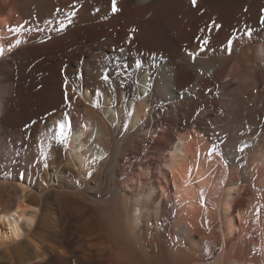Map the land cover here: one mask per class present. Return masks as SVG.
Segmentation results:
<instances>
[{
    "label": "bare ground",
    "instance_id": "bare-ground-1",
    "mask_svg": "<svg viewBox=\"0 0 264 264\" xmlns=\"http://www.w3.org/2000/svg\"><path fill=\"white\" fill-rule=\"evenodd\" d=\"M117 6L0 0V264H264V0Z\"/></svg>",
    "mask_w": 264,
    "mask_h": 264
},
{
    "label": "snow or ice",
    "instance_id": "snow-or-ice-1",
    "mask_svg": "<svg viewBox=\"0 0 264 264\" xmlns=\"http://www.w3.org/2000/svg\"><path fill=\"white\" fill-rule=\"evenodd\" d=\"M192 6L196 7L197 6V0H191ZM97 11H99V9H97ZM111 11L113 14H115L116 12L119 11V8L117 6V0H111ZM72 15H76L75 12L72 13ZM71 23V19H69V24ZM261 23L264 24V16L261 17ZM67 27V25H65L63 22H59V26L57 27V31H63L65 30V28ZM214 29H219L221 26L217 25L215 23H213L212 26ZM23 30V25L20 26H16L15 28L10 29V31L19 33L20 31ZM251 30L246 32V35L251 36ZM233 39L234 37H229L227 40V49L229 50V54H230V50L232 48V44H233ZM17 44H19V41H17ZM210 44V38L207 37H201L200 38V42H199V48L201 51H204L205 49H207V47ZM2 54V53H0ZM189 55L193 58V60H195L197 53L196 52H191L189 53ZM107 79V78H106ZM66 101L70 104L71 103V97H68L66 94ZM70 113H64L61 116V120L65 121L64 123H60L59 124V128L61 129V134H63V128L66 126V124H69L70 122L68 121V117H70ZM219 149L216 145H213L211 149H209L208 155L211 156L214 152H217ZM243 148H238L237 151L243 152ZM90 175V174H89Z\"/></svg>",
    "mask_w": 264,
    "mask_h": 264
},
{
    "label": "rangeland",
    "instance_id": "rangeland-1",
    "mask_svg": "<svg viewBox=\"0 0 264 264\" xmlns=\"http://www.w3.org/2000/svg\"><path fill=\"white\" fill-rule=\"evenodd\" d=\"M33 163H35V162L32 161V164H33ZM5 168H6V169H5ZM3 169H4V170H3ZM9 170H10V169H7V166H3V168L0 166V174H1V175H0V176H1V177H0V180H1V181H2V180H3V181H4V180H7V176L10 175ZM6 172H7V173H6ZM5 173H6V174H5ZM2 175H3V177L6 176V175H7V176H6L5 178H3ZM1 181H0V182H1Z\"/></svg>",
    "mask_w": 264,
    "mask_h": 264
}]
</instances>
